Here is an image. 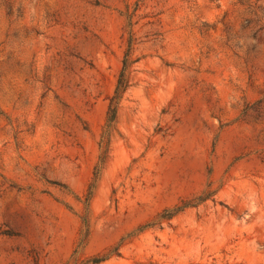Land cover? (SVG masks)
<instances>
[{"label":"rangeland","instance_id":"obj_1","mask_svg":"<svg viewBox=\"0 0 264 264\" xmlns=\"http://www.w3.org/2000/svg\"><path fill=\"white\" fill-rule=\"evenodd\" d=\"M0 264H264V0H0Z\"/></svg>","mask_w":264,"mask_h":264},{"label":"trees","instance_id":"obj_2","mask_svg":"<svg viewBox=\"0 0 264 264\" xmlns=\"http://www.w3.org/2000/svg\"><path fill=\"white\" fill-rule=\"evenodd\" d=\"M127 68H128L127 60H124L123 68H122L121 74L119 76L117 86H116V89L114 91V95L110 99V103H109L108 113L110 114L109 120L111 122H113L115 120L116 108H117L118 101L120 100L123 92L127 88V83H128L127 78H126Z\"/></svg>","mask_w":264,"mask_h":264}]
</instances>
